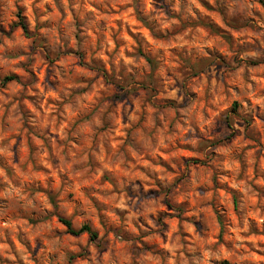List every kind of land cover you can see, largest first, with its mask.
<instances>
[{
  "label": "clouds",
  "instance_id": "clouds-1",
  "mask_svg": "<svg viewBox=\"0 0 264 264\" xmlns=\"http://www.w3.org/2000/svg\"><path fill=\"white\" fill-rule=\"evenodd\" d=\"M0 264H264V0H0Z\"/></svg>",
  "mask_w": 264,
  "mask_h": 264
}]
</instances>
